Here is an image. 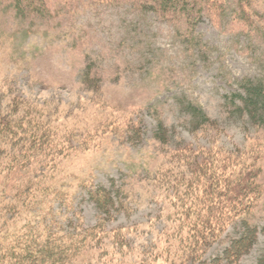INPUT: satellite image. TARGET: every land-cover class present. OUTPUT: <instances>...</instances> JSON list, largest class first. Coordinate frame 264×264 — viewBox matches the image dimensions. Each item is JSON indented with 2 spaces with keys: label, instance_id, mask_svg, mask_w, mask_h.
Here are the masks:
<instances>
[{
  "label": "rangeland",
  "instance_id": "374dc122",
  "mask_svg": "<svg viewBox=\"0 0 264 264\" xmlns=\"http://www.w3.org/2000/svg\"><path fill=\"white\" fill-rule=\"evenodd\" d=\"M182 1L166 13L151 0H0L8 139L20 148L38 134L47 189L23 203L0 189V264H20L13 247L80 227L99 234L69 264L263 257L264 129L233 97L243 80L264 85V0ZM189 103L213 124L192 131ZM98 187L115 195L110 217L89 198ZM244 224L254 245L225 260Z\"/></svg>",
  "mask_w": 264,
  "mask_h": 264
},
{
  "label": "trees",
  "instance_id": "16d2710c",
  "mask_svg": "<svg viewBox=\"0 0 264 264\" xmlns=\"http://www.w3.org/2000/svg\"><path fill=\"white\" fill-rule=\"evenodd\" d=\"M16 1L19 2L20 0ZM151 1L156 4V6L152 4L153 7H158L157 9L161 12H177L176 9H172L170 6L173 0ZM179 1L178 4H182L184 7L185 2ZM186 23H189L187 18ZM87 75L88 73L85 72L84 79H87ZM240 89L242 92L233 97L238 99L240 103V106L236 108L237 112L264 129V85L261 82L246 79L241 82ZM231 103L233 102L231 101ZM8 109L9 107L3 108L0 106V189L3 195L5 189L12 188L16 193L15 198L22 197L21 203H23L28 201L29 198L34 199L33 195L36 192L42 191L45 193L47 191L46 187L44 189L40 188L46 177L36 171L38 167L45 168L43 161L36 158V154L41 151V138L34 133L30 135L29 142L23 143L20 148L17 143L11 144L12 140H9L8 137H16L17 133L8 128ZM184 109L192 119V131L213 124L199 106L189 103L185 105ZM11 112L18 113L16 108ZM16 125L14 127H16L17 132L22 126ZM154 139L163 144L167 141L166 130L161 125L157 128ZM29 153L35 156H28ZM13 155L16 157H13ZM13 178L15 179L14 183L11 182ZM243 188L236 189L235 194L242 193ZM112 192L111 189L104 187H98L94 192H88L91 202L102 217H110L111 211L115 208L116 199ZM102 221L105 220L102 219ZM244 225L245 231L241 237L231 241L224 250L223 257L225 260L231 259L236 262L254 245L257 231L246 224ZM98 230L99 228L84 230L80 227L75 232L62 236L63 231L58 229L57 233L44 238L42 247H34L35 243L24 242L22 246L13 247L12 251L15 253L16 250H19L20 254H23L24 258L20 264H69L81 252L88 247L90 248L91 242L98 237ZM33 249H36V252ZM257 264H264V255L258 260Z\"/></svg>",
  "mask_w": 264,
  "mask_h": 264
}]
</instances>
